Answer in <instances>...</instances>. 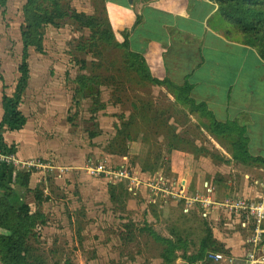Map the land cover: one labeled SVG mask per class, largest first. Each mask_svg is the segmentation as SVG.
I'll return each instance as SVG.
<instances>
[{
  "label": "rangeland",
  "instance_id": "1",
  "mask_svg": "<svg viewBox=\"0 0 264 264\" xmlns=\"http://www.w3.org/2000/svg\"><path fill=\"white\" fill-rule=\"evenodd\" d=\"M24 3L9 0L0 9V86L5 83L6 94L17 81ZM60 6L67 15L91 17L96 27H80L64 16L43 27L40 52L28 50V81L18 104L37 146L64 150L8 161L14 173L30 174L27 188L14 186L12 204H27L30 214L40 216L27 238L31 261H187L198 253L206 230L213 237L212 223L220 230L227 222L222 211L202 218L195 202L208 199L210 167L221 165L220 150L203 132L207 121L129 68L122 36L98 39L107 26L97 0H60ZM153 236L176 246L170 263Z\"/></svg>",
  "mask_w": 264,
  "mask_h": 264
},
{
  "label": "crops",
  "instance_id": "2",
  "mask_svg": "<svg viewBox=\"0 0 264 264\" xmlns=\"http://www.w3.org/2000/svg\"><path fill=\"white\" fill-rule=\"evenodd\" d=\"M97 1L115 39L122 36L129 52L142 57L151 79L177 88L187 85L193 106L201 108L202 113L187 111L207 121L204 135L214 149L220 150L215 151L221 165L210 167L211 182L204 190L208 200L215 203L228 199L264 200V60L239 35L228 33L230 26L221 18L217 0ZM18 66L17 76L11 72L13 82L19 79ZM3 80L0 73V85ZM3 85L0 121L3 95H14V91L6 94ZM155 88L170 92L167 85ZM18 109L25 118L23 128L2 134L6 145L14 147L15 156L23 159L64 152L51 145L38 147L32 134L34 127L29 126L28 116L19 104ZM213 124L220 128L213 131ZM239 143L244 151L237 153L235 145ZM215 211L221 210L211 209L206 217L213 218L218 213ZM223 214L220 219L227 222L220 230L213 228L212 223V239L240 262L248 250L244 244L247 234L238 228L237 220L231 222ZM261 229L264 234V221ZM174 264L188 263L179 260Z\"/></svg>",
  "mask_w": 264,
  "mask_h": 264
},
{
  "label": "trees",
  "instance_id": "3",
  "mask_svg": "<svg viewBox=\"0 0 264 264\" xmlns=\"http://www.w3.org/2000/svg\"><path fill=\"white\" fill-rule=\"evenodd\" d=\"M8 1L0 0V9L4 8ZM217 2L221 18L230 26L228 33L239 35L244 44L255 49L259 57L264 60V0H217ZM64 16L78 23L80 27L89 30L96 27L95 20L91 17L87 18L75 12L67 15L60 6V0H25L22 7L23 24L20 29L22 50L21 62L18 66L19 79L15 86L14 95L12 97L3 95L2 97L0 156L11 157L15 155L14 147L6 145L3 141V132L19 131L25 124V118L18 109V103L28 81V50L32 48L40 52L43 27L53 25L54 21ZM98 36L100 41L112 42L113 40V33L108 26L106 30L99 32ZM123 47L127 57V66L142 80L157 87L167 85L176 103L188 106L191 112L202 113L201 108L194 107L189 99V87L187 85L177 88L168 82H158L151 79L142 57L130 53L126 44H123ZM212 128L213 131H217L220 126L213 124ZM207 130L209 129L207 128ZM235 149L237 153L242 152L244 146L239 143L235 145ZM29 179V173H14L11 164L0 161V230L6 233L0 234L1 264H36L31 261V249L28 246L27 238L40 216L30 214L27 204L15 207L11 202L14 186L19 185L27 188ZM206 231L208 235L202 240L198 253L187 260L188 264H193L196 261L208 264L205 260L207 253L222 252L227 254L220 246H216V242L211 239L210 230ZM153 239L164 247L161 256L163 261L170 263L174 257L176 246L170 240L161 237L153 236Z\"/></svg>",
  "mask_w": 264,
  "mask_h": 264
},
{
  "label": "built area",
  "instance_id": "4",
  "mask_svg": "<svg viewBox=\"0 0 264 264\" xmlns=\"http://www.w3.org/2000/svg\"><path fill=\"white\" fill-rule=\"evenodd\" d=\"M11 157L0 156V161L8 163ZM121 175L122 173L119 172L116 177ZM195 202L204 210L201 214L202 218H206L209 213L205 212L206 209L218 208L225 214L237 218L239 229L247 234L244 244L248 250L240 262L228 254L217 252L207 253L205 260L208 264H264V234L261 229L264 221V200L253 202L245 199H228L215 203L208 199H195Z\"/></svg>",
  "mask_w": 264,
  "mask_h": 264
}]
</instances>
